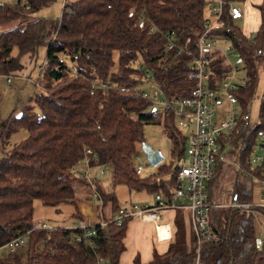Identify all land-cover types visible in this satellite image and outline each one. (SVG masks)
Instances as JSON below:
<instances>
[{
	"label": "trees",
	"instance_id": "trees-1",
	"mask_svg": "<svg viewBox=\"0 0 264 264\" xmlns=\"http://www.w3.org/2000/svg\"><path fill=\"white\" fill-rule=\"evenodd\" d=\"M53 1L0 0V26L33 14ZM222 1L221 24L213 32L229 41L238 53L246 84L235 95L239 108L246 111L257 72L264 66V0L256 4L259 23L250 39L228 13L229 2L244 0ZM205 7V0H71L63 3L56 19L36 17L0 29V74L19 73L25 67L22 57L33 59L39 48H44L38 79L41 90L0 120L1 146L7 144L11 134L25 132V137L0 157V247L31 228L34 200L51 206L71 204V216L82 219L76 186L89 189L90 185L72 173V168L87 149L92 166L107 165L111 171V190L101 189L94 177L102 207H107L102 213L104 219L119 208L113 191L116 185L163 196L170 193L185 139L170 111L148 108L147 101L133 89H138L147 70L165 96L187 95L193 86L186 78L189 56L165 50L162 33L174 31L182 43L188 39L193 54L196 37L208 17ZM152 26L156 31H150ZM220 60L212 64L217 73ZM96 81L106 82L109 87H91ZM253 121L255 124L240 137L245 148L235 156L248 171H253L245 160L253 137L257 130L264 131V87ZM145 124L163 128L169 141L170 162L159 163L154 173L141 176L135 173L134 157L136 145L144 141ZM237 136L233 134L231 142L237 143ZM224 167L223 163L214 165L206 186L210 198V187ZM234 172L239 178L230 183V196L241 202L260 201V197L254 198L255 181L239 170ZM67 175H71L69 179ZM257 208L264 216V206ZM173 210V231L166 250L160 254L153 251L144 264H195V239L191 236L192 245L187 249L182 211ZM209 216L219 237L200 245L197 264H264V226L260 237L253 216L244 217L230 207L212 208ZM129 220L120 225L94 224L92 248L84 240L73 238L78 229L57 228L51 233L32 230L23 253L6 252L0 255V264H119ZM256 239H260L259 245ZM132 264H142L137 255Z\"/></svg>",
	"mask_w": 264,
	"mask_h": 264
},
{
	"label": "built area",
	"instance_id": "built-area-1",
	"mask_svg": "<svg viewBox=\"0 0 264 264\" xmlns=\"http://www.w3.org/2000/svg\"><path fill=\"white\" fill-rule=\"evenodd\" d=\"M223 4L222 0H205L209 15L203 20V29L196 37V49L193 54L188 49V39L182 43L174 31L162 33L165 40V50L174 49L176 55L183 53L189 56L187 62L189 69L186 78L193 82V86L188 90L187 95L165 96L147 70H145L142 83H150V91L133 89L136 94L147 101L148 108L156 112L170 111L173 114L174 124L185 139L183 157L176 163L178 169L174 176V187L167 196L158 193L153 194L152 201L149 203L138 204L124 200L119 204L115 213L104 219L101 210L102 198L95 190V179L91 175V171L95 167L90 164L88 155L91 152L87 149L84 156L76 160L72 171L75 175L83 177L90 185L92 192L91 200H88V207L94 217L99 219L96 220L95 218V221L92 222L83 217L78 223H72L66 227L80 230V232L72 235L76 241L84 240L92 248L94 245L90 236L95 234L92 227L94 224L102 226L114 222L120 225L127 219L152 223L157 239L168 240L171 236V226L162 222V211L179 209L186 213L191 234L195 239V264H197L200 245L205 242H215L219 237L210 223V209L230 207L237 210L238 213H242L244 217L257 215L264 219L263 214L257 208L264 206V197H262L264 194L261 193L264 190V131H256L245 159L253 171L244 169L235 158L237 151L246 146L241 142L240 137L247 128L251 127L253 119H251L248 109L243 111L239 108L235 95L236 90L245 86V75L235 76V72L239 68L226 63L224 52L214 45L216 41L225 39L212 32L221 24L220 15ZM227 6L232 19L242 17L241 10L236 3L229 2ZM150 31H156L155 27L152 26ZM248 38H252V34ZM236 56H238L237 52ZM219 58L221 59V68L217 73L212 69V64L213 60ZM33 83L37 85L35 82ZM90 86L105 90L109 84L96 81L91 82ZM233 134H238L237 143L230 140ZM229 149L233 150L230 151ZM216 163L229 165L233 170L241 171L245 178L255 181L259 187L260 201L241 202L232 198L230 203H224L222 198L219 201L211 199L206 186ZM101 167L104 170L98 168L96 171L98 175L103 176L108 170V166L103 165ZM141 172L142 166H135V173L141 174ZM93 208L96 210L93 211ZM57 228L64 227L51 226L40 219L33 220L30 229L10 239L3 246L6 248V252L13 253L18 248H24L30 231L45 230L51 233ZM48 249L51 250L50 245Z\"/></svg>",
	"mask_w": 264,
	"mask_h": 264
},
{
	"label": "rangeland",
	"instance_id": "rangeland-1",
	"mask_svg": "<svg viewBox=\"0 0 264 264\" xmlns=\"http://www.w3.org/2000/svg\"><path fill=\"white\" fill-rule=\"evenodd\" d=\"M68 2L71 0H54L49 6L42 8L41 10L23 16L21 18L15 19L11 22L5 23L0 26V29L8 26H12L18 23H25L34 19L36 17H46L49 19H56L60 16L61 8L64 2ZM260 0H244L243 2L237 3V6L240 8L242 17L235 19L234 23L239 27L242 33L249 36L256 31V28L259 23V15L258 10L256 8V4ZM205 15L208 16L209 13L205 7ZM213 32V31H212ZM216 34V33H215ZM219 50L224 52L225 61L230 66H237L239 69L236 70L235 76H244L245 71L241 62H238V56H236L235 50L230 45L229 41L226 39H220L215 42V44ZM22 62L25 64L23 70L15 75H3L0 74V120L6 118V116L11 112V110L15 107H18L22 103H25L27 98L33 94V92L41 90V83L38 81L40 78L41 67L44 63V48H39L38 54L30 59L27 56L22 57ZM140 66V63H138ZM9 78V79H8ZM28 78V80H27ZM7 79L9 81H7ZM35 82L37 85H35ZM264 87V66L260 67L257 72V81L255 85V90L250 102L247 105L248 112L250 114L251 119L257 118V110L260 101V97L263 92ZM138 89H144L146 91H150L151 84L150 83H141L137 87ZM25 137V132L23 130H19L13 134H11L8 138L7 144L0 145V157L8 150H10L18 141ZM143 144L145 147L150 150H159L162 156V160L160 164H165L170 162V154H169V141L163 131V128L157 124H145L143 126ZM232 151L233 149H229ZM136 155L134 157L135 166H142L141 176H148L156 171V166H153L148 163L146 153L144 151V147H141V143L136 145ZM176 161L174 162V164ZM221 170V174L217 177L216 181H214L212 187H210V192L212 193L213 199L219 201L222 198L224 203H230L232 201V197L230 196V183L239 178V176L234 172V170L229 166L225 165ZM98 168L104 170L101 166H97L93 168L91 171V175L96 177L98 182H100L101 189L105 191L111 190L112 187L110 185L111 179V171L106 170L105 175L100 176L96 171ZM172 173V169L169 171ZM72 173H74L72 171ZM71 175H67L66 177L69 179ZM164 177H168L164 175ZM174 185V184H173ZM77 187L76 197L80 202H86L88 204V200H91V188H86L84 185H79ZM113 191L116 195L118 203H122L124 200L133 201L138 204L149 203L152 201L153 194L147 191H133L128 190L123 185H116L113 188ZM259 187L258 185L254 186L253 193L254 198L259 199L258 196ZM144 198L143 200H141ZM96 205V204H95ZM96 207V206H95ZM94 207V208H95ZM94 208L92 209L93 211ZM102 212L107 211V207L101 208ZM74 211V208L71 204L61 203L56 206L51 205H43L38 200L33 201V212H32V221L33 220H42L51 226H60V227H68L72 223H78L79 220L73 218L71 213ZM176 211H180L179 209ZM80 213V212H79ZM184 214V211H182ZM99 219L98 217H94V219ZM254 220L256 222L255 232L258 236H262L264 220L257 215H254ZM186 228L188 226L186 225ZM190 239V238H189ZM192 244L189 243V247ZM20 253H23V248H18ZM6 253V248L4 246L0 247V255Z\"/></svg>",
	"mask_w": 264,
	"mask_h": 264
},
{
	"label": "crops",
	"instance_id": "crops-1",
	"mask_svg": "<svg viewBox=\"0 0 264 264\" xmlns=\"http://www.w3.org/2000/svg\"><path fill=\"white\" fill-rule=\"evenodd\" d=\"M9 81V80H8ZM100 183V182H99ZM142 198L141 200H143ZM78 211L82 218L93 220L94 215L90 212L86 202H78ZM178 210V209H177ZM173 209H166L162 213V222H166L172 228V216L174 215ZM182 211V210H181ZM185 226V241L188 249L192 234L186 219V213H182ZM186 225L188 228H186ZM168 240H159L155 235L154 226L150 222H140L137 219H131L128 222L126 237L124 238L125 250L120 256L119 264H132V259L135 255L138 256L139 261L144 264L152 258L153 251L160 254L167 248Z\"/></svg>",
	"mask_w": 264,
	"mask_h": 264
},
{
	"label": "water",
	"instance_id": "water-1",
	"mask_svg": "<svg viewBox=\"0 0 264 264\" xmlns=\"http://www.w3.org/2000/svg\"><path fill=\"white\" fill-rule=\"evenodd\" d=\"M255 124V121L252 122L251 127ZM141 147H144V151L146 153L147 161L149 164L156 166L158 165L161 160L162 156L159 150H150L149 148L145 147L143 143H141ZM264 194V190L261 191ZM264 197V195H262ZM260 239H256V244L259 245Z\"/></svg>",
	"mask_w": 264,
	"mask_h": 264
},
{
	"label": "bare ground",
	"instance_id": "bare-ground-1",
	"mask_svg": "<svg viewBox=\"0 0 264 264\" xmlns=\"http://www.w3.org/2000/svg\"><path fill=\"white\" fill-rule=\"evenodd\" d=\"M163 234V233H162ZM160 236H163V235H160Z\"/></svg>",
	"mask_w": 264,
	"mask_h": 264
}]
</instances>
